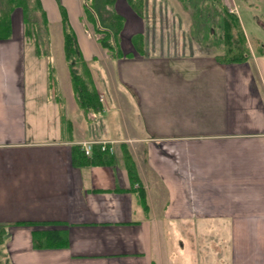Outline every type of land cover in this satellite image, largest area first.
Wrapping results in <instances>:
<instances>
[{"label":"crops","instance_id":"1","mask_svg":"<svg viewBox=\"0 0 264 264\" xmlns=\"http://www.w3.org/2000/svg\"><path fill=\"white\" fill-rule=\"evenodd\" d=\"M41 1L49 21L61 22L58 3L66 7L103 110L84 114L71 79L29 89V39L15 9L10 34L0 38V264H165L166 233L188 219L197 264H264V73L256 59L219 63L216 32L206 43L191 32L179 0H145L142 18L121 2L123 50L134 57L105 49L116 76L109 86L97 82L102 59L75 26L85 0ZM136 32L144 34L142 55L131 42ZM41 52L35 47L37 59ZM126 112L135 117L120 128ZM81 141L106 142L114 161L81 164L73 147ZM58 229L65 245L34 246L33 231Z\"/></svg>","mask_w":264,"mask_h":264},{"label":"trees","instance_id":"2","mask_svg":"<svg viewBox=\"0 0 264 264\" xmlns=\"http://www.w3.org/2000/svg\"><path fill=\"white\" fill-rule=\"evenodd\" d=\"M126 3L139 17H143L145 0H85L83 3V13L86 20L92 24L98 36V42L104 49H107L114 58L125 56L134 57L131 52L124 53L123 34L125 33L126 20L122 13L116 9L118 3ZM184 9L189 11L191 17V32L199 36L203 35V40L210 30L216 32L214 42L220 47L216 54V60L222 64L246 63L252 58V48L249 43L241 20L235 12L230 11L223 3V0H179ZM61 13V24L63 33L64 57L70 73L71 85L75 100L84 112H101L102 104L100 96L95 86L91 69L81 51L75 28L69 20L66 7L58 3ZM21 8L23 13L24 29L29 41L34 43L37 51L42 53V39L39 36L41 28L48 31V17L41 0H0V38L7 37L11 32L10 15L15 9ZM40 16V23L37 20ZM41 24V26L39 25ZM131 42L137 52L144 53V34L136 32L131 37ZM259 52H263V46L258 45ZM46 57L48 67V80L50 85L56 83V68L51 59L50 53H43ZM74 150L80 153L81 164H108L114 161V155L109 149H102L100 145H93L92 154L87 156L80 151L79 145L73 146ZM73 150V151H74ZM123 162L129 173L133 185L138 183L137 195L140 205L149 212L146 191L142 187L135 161L128 150L123 148ZM73 161L76 162V155L73 154ZM4 227L0 225V238L4 235ZM66 231L44 230L33 231V243L35 247H48L65 245L67 242Z\"/></svg>","mask_w":264,"mask_h":264},{"label":"rangeland","instance_id":"3","mask_svg":"<svg viewBox=\"0 0 264 264\" xmlns=\"http://www.w3.org/2000/svg\"><path fill=\"white\" fill-rule=\"evenodd\" d=\"M226 3H229L230 8L239 15L251 47L253 48L255 53V57H252V59H256L258 64H260L262 72L264 73V0H226ZM118 4V10H121V5ZM37 20L40 23L41 19L39 15L37 17ZM39 25L41 26V24ZM75 26L80 35H83V37H90L91 41L93 42V47L97 49L99 57L100 59H102L101 63L108 64L107 68L109 69L105 71L104 68L101 67V63H99L98 61L95 62V66L97 67V82L106 83L107 85H111L114 87V80L116 76L115 74L113 75V72L110 68V55L99 44V35L95 33L92 24L86 20L84 14L82 13L81 16H79V19L76 20ZM39 36L42 39L41 50L44 51V53H49V51L51 50L52 61H54L55 65L57 64L59 65L58 67H60V74L58 70L56 71L55 86L57 87V82H59L60 78H62L63 81L67 82V84L70 83L69 69L68 66H66L67 62H65L66 60L64 58V51L62 46L63 33L61 22L55 20L51 16L48 25V31L45 32L44 28L42 27ZM258 45L263 46V52L258 51ZM27 49L29 89L36 88L34 87L35 85L30 87L31 83H37L39 87H43V85L45 87L48 79L45 65L46 57L43 56L45 58L41 60L36 58V56L34 55L35 45L34 43H32V41H29ZM107 94L108 96H110L108 98L111 99L112 93L107 91ZM89 115L91 116L92 114L90 113ZM131 115L135 117V114L128 112L119 115L120 117L118 120V125L120 126V128L124 126V123L131 124ZM173 223L175 224L171 225L172 231L166 233L169 239V244L171 246V254L169 257V262L165 261V264H197L194 254V247L196 245L193 220L188 219L187 221H175ZM184 223L186 225H182ZM168 227L170 228V226H167V229H169ZM181 227L187 229V231L181 229Z\"/></svg>","mask_w":264,"mask_h":264},{"label":"built area","instance_id":"4","mask_svg":"<svg viewBox=\"0 0 264 264\" xmlns=\"http://www.w3.org/2000/svg\"><path fill=\"white\" fill-rule=\"evenodd\" d=\"M95 144L94 141H81L80 142V147L81 150L86 154V155H91L92 150H93V145ZM101 147L102 149H106V143L101 142Z\"/></svg>","mask_w":264,"mask_h":264}]
</instances>
